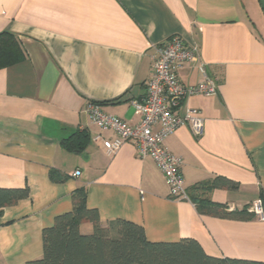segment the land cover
<instances>
[{
    "label": "crops",
    "instance_id": "obj_1",
    "mask_svg": "<svg viewBox=\"0 0 264 264\" xmlns=\"http://www.w3.org/2000/svg\"><path fill=\"white\" fill-rule=\"evenodd\" d=\"M4 31L25 58L0 69V188L30 192L0 214V264L42 258L44 228L73 209L79 185L103 224L126 219L153 242L195 238L210 255L264 261V221L171 198L157 163L132 142L108 154L104 140L116 134L86 111L98 103L138 123L131 101L147 92L155 47L180 35L199 47L219 90L188 100L202 135L183 126L165 147L183 158L187 189L221 176L237 188L210 191L212 201L240 210L264 200V0H0ZM178 73L186 84L201 78L189 64ZM79 131L88 144L67 150L63 139Z\"/></svg>",
    "mask_w": 264,
    "mask_h": 264
},
{
    "label": "trees",
    "instance_id": "obj_2",
    "mask_svg": "<svg viewBox=\"0 0 264 264\" xmlns=\"http://www.w3.org/2000/svg\"><path fill=\"white\" fill-rule=\"evenodd\" d=\"M25 58L17 37L0 32V69L7 68ZM90 135L79 131L63 139V146L81 152ZM55 172L51 178L56 180ZM237 188V183L217 176L188 188L190 201L201 214L230 219L254 217L248 206L230 209L228 204L212 201L207 194L214 189ZM29 188H0V214L7 206L29 196ZM73 209L58 215L54 224L43 230L44 253L42 258L27 264H264V261L219 257L208 254L195 238L175 242H153L143 226L126 219L107 224L100 220L96 209L87 206V188L79 185L72 195ZM92 224L90 233H83L84 224Z\"/></svg>",
    "mask_w": 264,
    "mask_h": 264
},
{
    "label": "built area",
    "instance_id": "obj_3",
    "mask_svg": "<svg viewBox=\"0 0 264 264\" xmlns=\"http://www.w3.org/2000/svg\"><path fill=\"white\" fill-rule=\"evenodd\" d=\"M185 64L198 70L199 81L186 84L180 79L178 71ZM146 88L145 95L131 101L140 116L136 124L104 112L98 103H89L86 111L99 128L116 134L114 139L104 140L108 154L117 152L126 142H132L139 157L152 158L163 171L170 197L190 201L182 170L183 158L167 149L164 140L183 126L190 127L197 137L202 135L205 120L198 110L188 105V100L197 95L217 94L219 82L209 74L199 47L187 43L180 35H174L155 47L153 73ZM248 209L254 218L264 221L263 198L252 201Z\"/></svg>",
    "mask_w": 264,
    "mask_h": 264
},
{
    "label": "rangeland",
    "instance_id": "obj_4",
    "mask_svg": "<svg viewBox=\"0 0 264 264\" xmlns=\"http://www.w3.org/2000/svg\"><path fill=\"white\" fill-rule=\"evenodd\" d=\"M88 224H84L83 227H82V232L83 233H90L92 232V229L91 228H88L89 226H87Z\"/></svg>",
    "mask_w": 264,
    "mask_h": 264
}]
</instances>
